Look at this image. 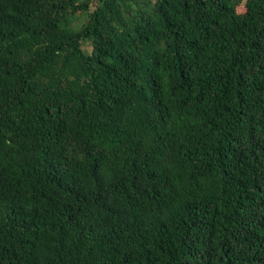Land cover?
I'll use <instances>...</instances> for the list:
<instances>
[{
  "label": "trees",
  "instance_id": "1",
  "mask_svg": "<svg viewBox=\"0 0 264 264\" xmlns=\"http://www.w3.org/2000/svg\"><path fill=\"white\" fill-rule=\"evenodd\" d=\"M90 7L0 0V264H264V0Z\"/></svg>",
  "mask_w": 264,
  "mask_h": 264
},
{
  "label": "rangeland",
  "instance_id": "2",
  "mask_svg": "<svg viewBox=\"0 0 264 264\" xmlns=\"http://www.w3.org/2000/svg\"><path fill=\"white\" fill-rule=\"evenodd\" d=\"M98 3H99V0H91V7H90V11H92L93 9H95L96 7H97V5H98ZM242 5H240L239 7V9H242V7H241ZM76 25H78V20L77 21H75L74 22ZM83 48L87 51V52H91V50H92V46H90V45H83Z\"/></svg>",
  "mask_w": 264,
  "mask_h": 264
}]
</instances>
